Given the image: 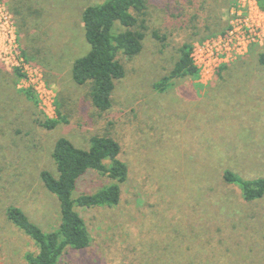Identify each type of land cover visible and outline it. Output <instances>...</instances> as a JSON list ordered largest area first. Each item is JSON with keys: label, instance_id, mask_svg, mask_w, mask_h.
I'll use <instances>...</instances> for the list:
<instances>
[{"label": "rangeland", "instance_id": "obj_1", "mask_svg": "<svg viewBox=\"0 0 264 264\" xmlns=\"http://www.w3.org/2000/svg\"><path fill=\"white\" fill-rule=\"evenodd\" d=\"M3 1L12 13L21 54L39 69L51 101L45 103L24 73L4 63L6 41L0 35V264H27L25 254L33 247L7 219L8 206L22 208L44 230H56L59 201L40 173L57 172L52 151L60 137L88 149L95 134L120 141L131 175L119 205L79 209L90 245L68 250L60 264H109L111 250L117 251L114 257L123 256L113 264H139L130 248L140 253L142 244L162 249L154 256L156 264H195L185 249L203 248L198 237L206 241L208 236L185 234V220L171 228L168 223L171 217L185 219L193 203V214L203 222L208 194L222 204L216 211L228 240L216 245L215 257L203 264H264V197L246 202L237 185L212 176L216 167L245 178L264 176V38L229 63L244 72L215 78L221 66L207 83L198 70L181 77L171 73L185 43L193 47L229 28L239 0H146L143 48L133 58L119 54L126 74L116 80L113 106L105 112L94 105L90 84L75 81L72 65L90 50L84 9L107 0ZM258 3L264 10V0ZM61 115L66 120L53 129L40 122ZM111 182L90 173L76 192ZM158 225H168L164 229L172 241L161 239ZM212 243L204 247L206 256Z\"/></svg>", "mask_w": 264, "mask_h": 264}, {"label": "trees", "instance_id": "obj_2", "mask_svg": "<svg viewBox=\"0 0 264 264\" xmlns=\"http://www.w3.org/2000/svg\"><path fill=\"white\" fill-rule=\"evenodd\" d=\"M146 10V0H107L98 5H89L83 11L85 36L90 44V50L74 61L72 75L77 83L90 84L91 99L102 112L110 110L113 106L112 95L116 80L123 78L126 74L119 54L133 58L143 48L146 29L143 15ZM116 25L120 26V30L114 28ZM191 50L192 46L186 43L181 47L180 57L171 72L174 77L196 75L198 72L190 57ZM26 58L30 61L27 55ZM16 73L20 74L18 70ZM63 120L65 121L66 118L61 115L59 119L47 118L40 122L44 127L53 129ZM52 158L56 163L57 172L44 169L40 176L47 189L55 194L59 201V227L56 230L46 231L33 222L22 208L15 205L8 206L5 212L9 222L32 240L33 247L26 252L24 257L27 264H60L63 255L68 250L83 251L86 249L90 245L91 237L79 209L119 205L123 199V184L131 175L130 165L122 157L120 141L109 134L93 135L88 149L78 147L69 138L60 137L53 147ZM90 173L103 175L112 182L95 190L77 193L76 189L80 188ZM214 173L213 177L237 185L242 199L246 202H255L264 197V176L245 178L232 169H220L219 167L215 168ZM213 197L208 194L203 222L193 214L196 209L193 203L192 210L187 208L185 219L180 216L171 217L168 223L171 228L179 220H185L183 224L181 221L177 223L182 224L185 234H201L202 231L208 236L206 241L203 240L202 234L198 237V240L205 242L201 245L203 248L189 246L185 249L191 263L203 264L205 259L209 261L211 257L214 258L216 245L228 240L226 233H223L222 222L216 211L222 208V204L217 201V198L213 201ZM207 201L210 204H207ZM164 217L168 216L164 215ZM168 225L162 226L161 229L158 225V232L161 231L159 234L161 239L170 242L173 239L168 238L164 229L168 228ZM207 243L213 244L212 247H207V250L211 251L210 256H206L204 249ZM142 245L140 253L135 246L130 248L131 258L139 264H156L154 260L157 259L154 256L162 253V249L152 248L151 250L144 244ZM111 252H113L111 258L108 257L105 260L109 264H113L118 257L119 259L123 257L120 255L114 257L117 251L111 250Z\"/></svg>", "mask_w": 264, "mask_h": 264}, {"label": "built area", "instance_id": "obj_3", "mask_svg": "<svg viewBox=\"0 0 264 264\" xmlns=\"http://www.w3.org/2000/svg\"><path fill=\"white\" fill-rule=\"evenodd\" d=\"M229 22L225 32L197 41L192 47L190 57L202 82L211 81L219 67L245 55L252 43L264 38V10L258 0H239L237 8L231 11ZM0 35L6 41L4 63L24 73L45 103L51 101L39 69L21 54L12 13L3 0H0Z\"/></svg>", "mask_w": 264, "mask_h": 264}, {"label": "crops", "instance_id": "obj_4", "mask_svg": "<svg viewBox=\"0 0 264 264\" xmlns=\"http://www.w3.org/2000/svg\"><path fill=\"white\" fill-rule=\"evenodd\" d=\"M236 69H239L236 71ZM244 69V70H243ZM224 70V71H223ZM232 72H244L245 71V68L244 67H241V66H234V65H230V64H227V65H224L222 66L219 70H218V74L216 75L215 78H218L219 76L218 75H221L222 73H225V72H229L231 71ZM220 72V73H219ZM218 76V77H217ZM214 78V79H215ZM213 82V81H212ZM211 83V82H210ZM211 85V84H210Z\"/></svg>", "mask_w": 264, "mask_h": 264}]
</instances>
